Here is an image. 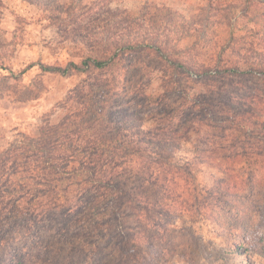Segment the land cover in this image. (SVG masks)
<instances>
[{
    "label": "clouds",
    "instance_id": "obj_1",
    "mask_svg": "<svg viewBox=\"0 0 264 264\" xmlns=\"http://www.w3.org/2000/svg\"><path fill=\"white\" fill-rule=\"evenodd\" d=\"M0 264H264V0H0Z\"/></svg>",
    "mask_w": 264,
    "mask_h": 264
}]
</instances>
